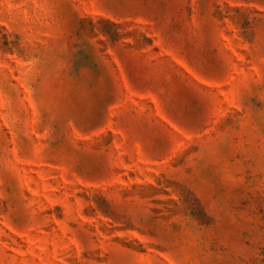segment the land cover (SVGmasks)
<instances>
[{"label":"rangeland","instance_id":"rangeland-1","mask_svg":"<svg viewBox=\"0 0 264 264\" xmlns=\"http://www.w3.org/2000/svg\"><path fill=\"white\" fill-rule=\"evenodd\" d=\"M0 264H264V0H0Z\"/></svg>","mask_w":264,"mask_h":264}]
</instances>
